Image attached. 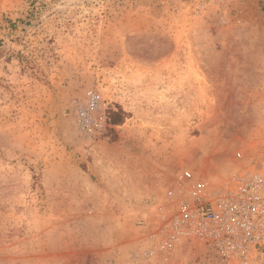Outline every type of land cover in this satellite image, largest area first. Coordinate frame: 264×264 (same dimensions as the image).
Listing matches in <instances>:
<instances>
[{
	"label": "rangeland",
	"instance_id": "1",
	"mask_svg": "<svg viewBox=\"0 0 264 264\" xmlns=\"http://www.w3.org/2000/svg\"><path fill=\"white\" fill-rule=\"evenodd\" d=\"M247 141L264 0H0V264H140L153 187Z\"/></svg>",
	"mask_w": 264,
	"mask_h": 264
},
{
	"label": "built area",
	"instance_id": "2",
	"mask_svg": "<svg viewBox=\"0 0 264 264\" xmlns=\"http://www.w3.org/2000/svg\"><path fill=\"white\" fill-rule=\"evenodd\" d=\"M190 158L150 191L147 246L134 257L140 264H264L262 167L238 148L223 158Z\"/></svg>",
	"mask_w": 264,
	"mask_h": 264
},
{
	"label": "crops",
	"instance_id": "3",
	"mask_svg": "<svg viewBox=\"0 0 264 264\" xmlns=\"http://www.w3.org/2000/svg\"><path fill=\"white\" fill-rule=\"evenodd\" d=\"M242 148H243V150H244V149H245V150H248V148H249V142H248V141L245 142V143L243 144Z\"/></svg>",
	"mask_w": 264,
	"mask_h": 264
},
{
	"label": "trees",
	"instance_id": "4",
	"mask_svg": "<svg viewBox=\"0 0 264 264\" xmlns=\"http://www.w3.org/2000/svg\"><path fill=\"white\" fill-rule=\"evenodd\" d=\"M113 114H114V113H113ZM114 115H116V114H114ZM110 117H111V116H110ZM111 119H113V121H112L113 124H117V123L120 121V118L117 119V118H112V117H111Z\"/></svg>",
	"mask_w": 264,
	"mask_h": 264
}]
</instances>
